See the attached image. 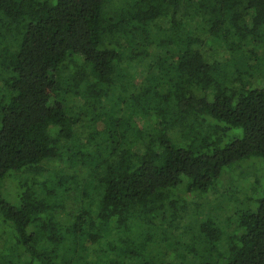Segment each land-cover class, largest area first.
Instances as JSON below:
<instances>
[{
    "label": "trees",
    "instance_id": "1",
    "mask_svg": "<svg viewBox=\"0 0 264 264\" xmlns=\"http://www.w3.org/2000/svg\"><path fill=\"white\" fill-rule=\"evenodd\" d=\"M251 157L264 0H0V264H264Z\"/></svg>",
    "mask_w": 264,
    "mask_h": 264
},
{
    "label": "rangeland",
    "instance_id": "2",
    "mask_svg": "<svg viewBox=\"0 0 264 264\" xmlns=\"http://www.w3.org/2000/svg\"><path fill=\"white\" fill-rule=\"evenodd\" d=\"M260 51H262V49H260ZM214 55H216V57L218 59H225V58H229L230 54L228 51L223 50L221 48H218L216 51L214 50ZM258 85L260 84L257 83ZM243 134V128L241 127H237V128H232L227 135L224 138V141L221 144V147L225 146L227 143L231 142L234 138L236 137H241ZM225 170H227V172L229 173V175L227 176L226 180H225V184H224V190L225 188H232L231 186L233 185V188L235 187V184H231L230 178L231 175L234 177V180H238V177H236L239 173H244V178L241 179L242 182L237 181L238 183H243L245 186L248 185L250 187L253 188V190H248L247 193V197H246V192H240L237 193L241 199H243L245 206H256L258 204V202L255 201V199L257 198V196H259L260 194H263V191L261 193L256 194L254 193V188H258L260 187L262 190V187L264 188V159L261 157H251L242 161H239L237 163H235L234 165H232L231 167L226 168ZM12 184H14V186H17V183L15 182H11ZM222 188V187H221ZM222 190V189H220ZM230 191H232V189L226 191L225 193H229ZM219 196V194H217V197ZM211 197V198H210ZM252 199V202L250 201V198ZM210 199H212L215 203L216 201V195H210L209 196ZM73 200V199H72ZM72 200H70V204L68 203V207L67 210L62 214V217L64 218L65 214L68 213V211L75 210L77 204H75ZM187 200L189 202H192L193 207L196 206L195 203L197 202V198H191V197H187ZM203 201H205L203 199ZM251 202V203H250ZM243 207V204H241L239 201H235L233 200L232 202L225 204L224 205V209L220 210L222 213V218L223 221L227 220L226 217L229 216H234V213L239 209ZM216 209L210 210L209 205L208 204H202V206L200 207L198 213H197V217L195 219H187L186 222H191L194 220H206L209 215L211 213H213ZM162 220H157L158 223H161ZM183 229H180L178 231H176V234H180V232H182ZM188 239V235H184L180 238L181 241H186ZM172 241H174V239H171ZM1 246V245H0ZM3 246V245H2ZM99 248V247H98ZM100 249V248H99ZM183 250V248L181 249ZM24 260V258H22ZM21 262V260H20Z\"/></svg>",
    "mask_w": 264,
    "mask_h": 264
}]
</instances>
